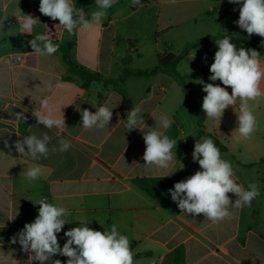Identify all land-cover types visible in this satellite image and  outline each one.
<instances>
[{
  "label": "crops",
  "instance_id": "obj_1",
  "mask_svg": "<svg viewBox=\"0 0 264 264\" xmlns=\"http://www.w3.org/2000/svg\"><path fill=\"white\" fill-rule=\"evenodd\" d=\"M187 1L141 0L140 7L131 0H119L107 10L101 26L69 35L39 12L40 0H0V231L16 236L37 217L39 205L35 201L46 198L69 210L70 223L65 225L94 223L104 229L117 225L130 239L135 264H264V164L259 163L264 159V105L249 103L259 124L249 139L234 132L238 102L225 110L220 123L206 117L198 99L206 95L203 85H219L209 80L208 60L202 64L189 44L182 54L173 52L171 42L160 37L173 26H158L159 7ZM74 3L89 18L97 10L95 0ZM142 13L154 14L155 25L147 24L145 29V24L136 22ZM24 15L39 20L32 34L19 32ZM132 19L134 23H128ZM49 30L53 42L60 47L71 44V60L97 74L99 80L82 86L78 77L68 74L60 47L50 56L33 53L29 41ZM163 53L181 57L176 71L203 114L200 124L175 78L167 72L151 73L157 55ZM208 53L212 58L215 55L212 50ZM188 58L192 61L189 69H184ZM138 73L146 75L136 76ZM49 81L60 87L49 91ZM119 89L125 92L131 108L142 106L148 127H159L162 114L172 119L170 128L162 130L177 141L173 149L177 161L169 168L144 167L143 133L139 129L125 132L128 112L120 115ZM226 90L231 94V88ZM45 98L55 118L63 113L67 129L48 130L37 123L32 111L40 109ZM100 106L112 109L109 127L83 129L77 108L95 113ZM21 112L24 116L17 121L15 114ZM44 132L52 137V145L58 146L60 138L68 139L71 149L50 153L38 161L21 157L15 150L17 140ZM204 138L224 149L222 158L231 163L238 183L247 188L248 183L256 182L260 190L251 206L231 208L232 218L216 224L205 220L203 214H182L169 192L175 183L201 170L192 152L196 141ZM36 164L42 166V175L29 183L23 172ZM228 195L234 202L235 194ZM57 236L62 248L64 227ZM30 255L22 251L18 241H0V264H39L29 260ZM52 259L59 258L55 255Z\"/></svg>",
  "mask_w": 264,
  "mask_h": 264
},
{
  "label": "clouds",
  "instance_id": "obj_2",
  "mask_svg": "<svg viewBox=\"0 0 264 264\" xmlns=\"http://www.w3.org/2000/svg\"><path fill=\"white\" fill-rule=\"evenodd\" d=\"M135 6L142 7L141 0H131ZM175 2V0H173ZM229 3L239 4V19L236 24L249 36L256 34L264 38V0H228ZM119 0H95L96 9L86 15L83 8L76 7L74 0H40L39 12L53 21H59L56 27L64 29L69 35L76 34L83 29H93L102 25L107 10L117 5ZM39 20L31 15H24L21 23V33L32 34ZM47 27V26H46ZM51 31L46 34H37L29 41L33 53L39 56L53 55L59 50V44L54 43ZM218 50L214 55V62L209 71L210 81H221L225 87L207 83L203 85L206 95L203 97L202 110L210 120L218 121L229 106H236L239 101L237 114V132L243 139L251 138L258 130L259 124L250 106V101H257L264 97L262 82H264V64L260 60V53L254 49H237L228 36L216 40ZM231 87V94L226 90ZM55 86L48 82L49 91ZM41 108L34 109L32 115L39 125L46 129L64 130L66 128L63 113L55 118L49 106V99L41 100ZM82 128L88 131L103 130L109 127L113 112L107 106L96 108L95 113L88 109L80 110ZM141 105H135L128 111L125 123V132L139 129L143 133L146 145L143 154L144 167L147 169H167L176 160L173 151L177 141L171 139L162 130H167L173 121L168 115L159 116V127H148L142 118ZM24 113H16L15 118L20 121ZM52 137L47 133L41 136L29 134L22 140L14 143L15 150L21 157L38 161L47 159L50 153H65L72 147L68 139L60 138L58 146L52 145ZM8 147V142L5 141ZM25 146L27 150H25ZM192 159L198 162L200 171L187 179L174 184L169 189L171 199L175 202L182 214L200 215L212 223H220L231 219V208L251 206L253 200L260 195L259 185L250 182L247 188L237 182L231 163L222 158L220 149L211 138L196 141L192 152ZM183 168V167H182ZM42 166L36 164L23 175L28 182L38 180L42 175ZM229 193L235 194L233 202ZM34 204L39 205L38 215L34 222L26 223L24 228L11 238V243L18 242L25 253H31L29 260L39 261V264L51 262L62 264L59 259L53 260L55 255L66 256V264H135L134 252L128 236L118 231L117 225L112 224L110 229L94 230L87 224L73 227L64 232L67 241L61 248L57 234L65 224L70 223V215L66 207L49 203L46 198H38Z\"/></svg>",
  "mask_w": 264,
  "mask_h": 264
},
{
  "label": "rangeland",
  "instance_id": "obj_3",
  "mask_svg": "<svg viewBox=\"0 0 264 264\" xmlns=\"http://www.w3.org/2000/svg\"><path fill=\"white\" fill-rule=\"evenodd\" d=\"M241 5L229 3L228 0H189L184 3L165 4L159 7V28L171 24L173 29L161 35V39L166 43L171 42V49L175 53L182 54L184 46L190 45V51L199 58L202 64L208 60L209 69L214 62V57L208 53L209 50H218L216 40L228 36L230 39L242 35L243 30L239 28L236 21L239 19V8ZM136 18V22L143 23L144 28L147 24L153 26L156 23L154 14L142 13ZM134 23V19L128 21ZM142 36V32H139ZM264 64V55L260 56ZM146 61V60H145ZM184 69H189L191 59L186 60ZM148 62H143L145 65ZM221 87H225L221 81H215ZM264 90V82H262ZM229 88H231L229 86ZM203 102V97H199ZM239 103V101H237ZM256 105H264V97L257 101H250Z\"/></svg>",
  "mask_w": 264,
  "mask_h": 264
},
{
  "label": "trees",
  "instance_id": "obj_4",
  "mask_svg": "<svg viewBox=\"0 0 264 264\" xmlns=\"http://www.w3.org/2000/svg\"><path fill=\"white\" fill-rule=\"evenodd\" d=\"M46 20L50 23H59V21H53L51 18L46 16ZM231 42L236 44L237 49L240 47H244L245 49H254L260 53V56L264 55V38H261L260 36L253 34L249 36L246 31L243 30L242 35L239 37H233L230 39ZM72 49V45L68 44L66 46L60 47V52L62 54V59L64 61V64L66 65L67 72L70 75H74L79 78V80L82 82V86H87L91 81L99 80V76L95 73H90L86 71L85 69L78 67L70 58V51ZM181 57L175 56L173 54H159L156 58V68L151 71V73L155 72H167L172 77L175 78V80L180 84L184 99L189 104L191 109L196 112L198 116L197 123L200 124V121L203 118L202 112L197 108L196 102L193 97L192 91L188 88L187 84L184 81V78L179 76L176 71V66L179 63ZM146 73H138L136 76H144ZM107 81H103L104 84H106ZM118 92L120 93L122 97V102L120 105V115L125 116L126 113L131 109L132 104L127 99L126 94L123 90L119 89ZM216 146L220 149V151H224V149L218 144V142H215ZM260 164H264V159H261L259 161ZM84 225V224H83ZM82 224H70L64 226V232L70 230L73 227L83 226ZM89 227L93 228L94 230L103 231L104 228L94 224L90 223L87 224ZM14 235L9 231H0V241L5 240H11V238ZM18 241V237H17ZM67 241V237H65V242ZM59 259L67 262V257L63 255H56Z\"/></svg>",
  "mask_w": 264,
  "mask_h": 264
}]
</instances>
